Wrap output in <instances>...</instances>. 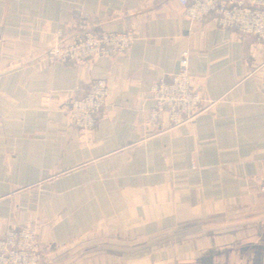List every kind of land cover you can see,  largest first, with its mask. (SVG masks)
<instances>
[{"label": "crops", "instance_id": "crops-1", "mask_svg": "<svg viewBox=\"0 0 264 264\" xmlns=\"http://www.w3.org/2000/svg\"><path fill=\"white\" fill-rule=\"evenodd\" d=\"M80 19L141 43L83 66L46 62ZM183 55L206 111L154 123L151 88ZM94 80L110 93L82 132L69 101ZM263 177L264 44L191 22L176 0H0V238L32 226L53 264L141 247L121 244L263 217ZM70 264H264V222Z\"/></svg>", "mask_w": 264, "mask_h": 264}, {"label": "built area", "instance_id": "built-area-1", "mask_svg": "<svg viewBox=\"0 0 264 264\" xmlns=\"http://www.w3.org/2000/svg\"><path fill=\"white\" fill-rule=\"evenodd\" d=\"M185 17L195 23L211 21L220 29L232 30L241 37H250L264 44V0H176ZM141 43L133 31L107 32L92 27L80 19L74 32L58 33L57 43L46 52L49 64L61 63L83 66L99 58L114 59ZM110 93L104 80H94L82 96H71L68 107L70 122L82 132L96 126V115L102 111ZM155 108L151 120L159 123L167 118L171 125H184L206 111L203 88L196 86L190 73L189 60L183 55L179 71L169 81H160L151 88ZM257 194L264 196V177ZM43 246L36 228L13 226L0 238V264H42Z\"/></svg>", "mask_w": 264, "mask_h": 264}, {"label": "water", "instance_id": "water-1", "mask_svg": "<svg viewBox=\"0 0 264 264\" xmlns=\"http://www.w3.org/2000/svg\"><path fill=\"white\" fill-rule=\"evenodd\" d=\"M259 222H264V216L260 217V218L240 222V223L218 225V226H211V227H204V228H199V229L183 231V232L164 236V237L157 239L155 241H152V242H150L144 246L136 247V248H124V247H119V246H114V245H99V246L84 250L83 252L79 253L77 256H75L74 258H72L71 260L66 262L65 264H70L73 261L83 257L84 255L91 253L93 251H96V250H100V249H114V250H118V251H122V252H126V253H137V252L149 249L151 247H154V246H157V245H160V244H163V243L175 240V239L186 237L188 235H193V234L202 233V232L218 231V230L236 228V227L254 224V223H259Z\"/></svg>", "mask_w": 264, "mask_h": 264}, {"label": "rangeland", "instance_id": "rangeland-1", "mask_svg": "<svg viewBox=\"0 0 264 264\" xmlns=\"http://www.w3.org/2000/svg\"><path fill=\"white\" fill-rule=\"evenodd\" d=\"M153 239H148V240H145V241H136V242H133V243H126V244H121L123 246H127V247H136V246H140V245H143V244H147L149 242H151ZM42 264H53V263H47L45 261L42 262ZM54 264H57V263H54Z\"/></svg>", "mask_w": 264, "mask_h": 264}]
</instances>
